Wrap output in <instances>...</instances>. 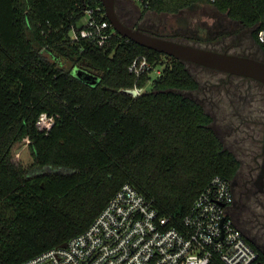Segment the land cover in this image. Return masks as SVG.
I'll return each mask as SVG.
<instances>
[{"label": "trees", "instance_id": "trees-1", "mask_svg": "<svg viewBox=\"0 0 264 264\" xmlns=\"http://www.w3.org/2000/svg\"><path fill=\"white\" fill-rule=\"evenodd\" d=\"M135 2L143 13L171 15L213 7L252 29L264 54L258 39L264 0ZM89 9L105 18L101 0H0V264H20L83 233L124 184L153 199L174 224L182 223L213 177L236 189L241 160L226 148L203 105L177 92L201 89L191 63L118 33L104 47L73 41ZM139 55L147 56L152 71L161 68L155 79L152 71L138 80L129 72ZM76 69L99 83L76 78ZM135 85L146 89L138 97L128 93ZM42 114L55 119L48 133L37 125ZM25 141L29 167L13 156ZM234 217L264 259L256 237Z\"/></svg>", "mask_w": 264, "mask_h": 264}, {"label": "built area", "instance_id": "built-area-1", "mask_svg": "<svg viewBox=\"0 0 264 264\" xmlns=\"http://www.w3.org/2000/svg\"><path fill=\"white\" fill-rule=\"evenodd\" d=\"M86 14L88 20L72 31L73 41L89 40L104 47L117 32L109 20L97 19L93 9ZM258 39L264 44V27ZM152 69L147 56L139 55L129 72L138 80ZM145 90L135 85L132 91L138 97ZM54 122V117L42 114L37 125L48 133ZM234 204L233 183L217 175L198 195L182 223L174 224L153 199L124 184L89 228L66 247H54L20 264H264L238 227Z\"/></svg>", "mask_w": 264, "mask_h": 264}, {"label": "rangeland", "instance_id": "rangeland-1", "mask_svg": "<svg viewBox=\"0 0 264 264\" xmlns=\"http://www.w3.org/2000/svg\"><path fill=\"white\" fill-rule=\"evenodd\" d=\"M116 10L122 17L123 13L129 14L132 20L129 25L139 26L153 36L173 37L178 43L264 62V54L251 37L252 29L230 20L213 7L194 6L177 15L143 13L134 0H116ZM87 20L86 14L79 25ZM220 34L226 37L219 39ZM202 67L192 63L189 66L201 89L177 92L203 105L213 117V127L226 148L241 160L232 212L246 223L248 234L256 237L255 242L264 251V86L253 79L228 78L226 73ZM160 71L161 68L154 69L151 78L155 79ZM150 84L148 89L152 88ZM13 156L18 164L29 167L33 161L29 142L17 145Z\"/></svg>", "mask_w": 264, "mask_h": 264}, {"label": "water", "instance_id": "water-1", "mask_svg": "<svg viewBox=\"0 0 264 264\" xmlns=\"http://www.w3.org/2000/svg\"><path fill=\"white\" fill-rule=\"evenodd\" d=\"M107 18L115 31L122 37L128 38L148 49L175 57L176 59L220 71L229 76H240L258 81L264 86V62L245 56L217 52L191 45L160 38L143 32L140 28H132L122 22L116 10V0H101ZM73 75L81 81L96 85L99 79L81 69H76ZM135 96L134 91H128ZM67 246V243L62 245Z\"/></svg>", "mask_w": 264, "mask_h": 264}, {"label": "flooded vegetation", "instance_id": "flooded-vegetation-1", "mask_svg": "<svg viewBox=\"0 0 264 264\" xmlns=\"http://www.w3.org/2000/svg\"><path fill=\"white\" fill-rule=\"evenodd\" d=\"M123 8H124V6H123ZM124 14V16L123 17H125V18H127V20L125 19V21L128 23V24H130L131 22H132V20H130V17H129V14L128 13H123ZM122 17V16H121ZM122 17V18H123ZM129 18V19H128ZM124 19V18H123ZM141 29V28H140ZM236 189H234V191H235Z\"/></svg>", "mask_w": 264, "mask_h": 264}]
</instances>
